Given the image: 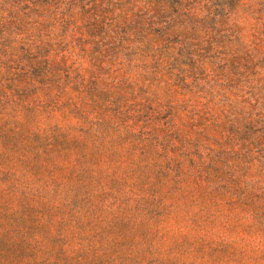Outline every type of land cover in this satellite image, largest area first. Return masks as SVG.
<instances>
[{
    "label": "rangeland",
    "instance_id": "rangeland-1",
    "mask_svg": "<svg viewBox=\"0 0 264 264\" xmlns=\"http://www.w3.org/2000/svg\"><path fill=\"white\" fill-rule=\"evenodd\" d=\"M263 10L242 0L218 38L255 87ZM135 47L98 80L74 68L64 92L0 68V264H264V145L238 160Z\"/></svg>",
    "mask_w": 264,
    "mask_h": 264
},
{
    "label": "trees",
    "instance_id": "trees-1",
    "mask_svg": "<svg viewBox=\"0 0 264 264\" xmlns=\"http://www.w3.org/2000/svg\"><path fill=\"white\" fill-rule=\"evenodd\" d=\"M241 1L0 0V68L37 90L57 86L64 92L75 79L74 68L87 64L98 80L139 44L135 48L142 53L135 58L151 59L142 63L145 77L170 93H183L187 102H203L193 114H202L236 150L230 153L244 160L250 147L261 152L264 145V86L248 84L243 65L230 61L218 39L232 35L225 26ZM224 71L235 79L226 73L220 81ZM218 97L222 106L216 113L211 104ZM126 122L138 124L135 115Z\"/></svg>",
    "mask_w": 264,
    "mask_h": 264
}]
</instances>
